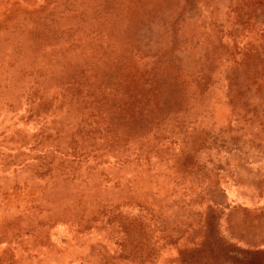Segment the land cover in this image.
I'll use <instances>...</instances> for the list:
<instances>
[{
    "label": "rangeland",
    "instance_id": "1",
    "mask_svg": "<svg viewBox=\"0 0 264 264\" xmlns=\"http://www.w3.org/2000/svg\"><path fill=\"white\" fill-rule=\"evenodd\" d=\"M233 182L264 208V0H0V264H264Z\"/></svg>",
    "mask_w": 264,
    "mask_h": 264
},
{
    "label": "crops",
    "instance_id": "2",
    "mask_svg": "<svg viewBox=\"0 0 264 264\" xmlns=\"http://www.w3.org/2000/svg\"><path fill=\"white\" fill-rule=\"evenodd\" d=\"M229 186L234 191L233 202L229 206H225V202L228 200L227 194L222 192L219 197L220 205L231 211H225L224 221L227 225H241L240 240L247 246H255L260 244V239H264V208L259 200H262L261 196H255L253 193L248 192L239 183H229ZM261 205V207L259 206ZM255 206V207H254ZM250 210H252L250 212ZM230 216L235 218L229 219ZM244 216H251L248 218H241ZM259 231V233H257Z\"/></svg>",
    "mask_w": 264,
    "mask_h": 264
}]
</instances>
